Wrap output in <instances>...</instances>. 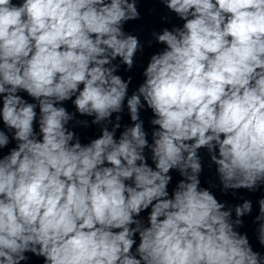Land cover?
<instances>
[{"label": "clouds", "instance_id": "9594fccd", "mask_svg": "<svg viewBox=\"0 0 264 264\" xmlns=\"http://www.w3.org/2000/svg\"><path fill=\"white\" fill-rule=\"evenodd\" d=\"M138 3L0 0V264H264V0H159L183 23L151 33L129 95ZM215 187L261 193V250L240 231L253 201Z\"/></svg>", "mask_w": 264, "mask_h": 264}]
</instances>
